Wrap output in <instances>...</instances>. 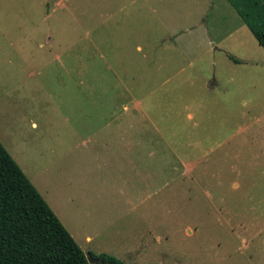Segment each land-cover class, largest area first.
Returning a JSON list of instances; mask_svg holds the SVG:
<instances>
[{
  "label": "rangeland",
  "instance_id": "obj_1",
  "mask_svg": "<svg viewBox=\"0 0 264 264\" xmlns=\"http://www.w3.org/2000/svg\"><path fill=\"white\" fill-rule=\"evenodd\" d=\"M0 144L83 253L264 264V49L227 0H0Z\"/></svg>",
  "mask_w": 264,
  "mask_h": 264
},
{
  "label": "trees",
  "instance_id": "obj_2",
  "mask_svg": "<svg viewBox=\"0 0 264 264\" xmlns=\"http://www.w3.org/2000/svg\"><path fill=\"white\" fill-rule=\"evenodd\" d=\"M227 1L264 49V9L256 0ZM90 256L103 264H124L107 254L90 253ZM0 264H89L83 251L1 144Z\"/></svg>",
  "mask_w": 264,
  "mask_h": 264
},
{
  "label": "water",
  "instance_id": "obj_3",
  "mask_svg": "<svg viewBox=\"0 0 264 264\" xmlns=\"http://www.w3.org/2000/svg\"><path fill=\"white\" fill-rule=\"evenodd\" d=\"M86 259H87V262L89 264H103L100 260H96V259H93L89 253L85 252L84 253Z\"/></svg>",
  "mask_w": 264,
  "mask_h": 264
},
{
  "label": "crops",
  "instance_id": "obj_4",
  "mask_svg": "<svg viewBox=\"0 0 264 264\" xmlns=\"http://www.w3.org/2000/svg\"><path fill=\"white\" fill-rule=\"evenodd\" d=\"M40 194V193H39ZM57 217V216H56ZM59 220V219H58ZM60 221V220H59ZM71 236V235H70ZM74 240V239H73ZM86 240L88 241V240H90L88 237L86 238ZM80 248V247H79Z\"/></svg>",
  "mask_w": 264,
  "mask_h": 264
}]
</instances>
